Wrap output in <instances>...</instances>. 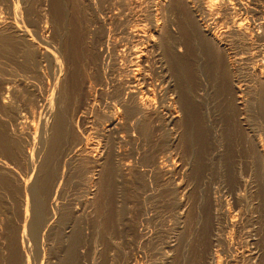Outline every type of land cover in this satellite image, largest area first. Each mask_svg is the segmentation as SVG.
Here are the masks:
<instances>
[{"label":"rangeland","instance_id":"1","mask_svg":"<svg viewBox=\"0 0 264 264\" xmlns=\"http://www.w3.org/2000/svg\"><path fill=\"white\" fill-rule=\"evenodd\" d=\"M153 1L0 0V21H2L0 22V34L4 37L8 36L6 39L9 40V42L6 41L7 44H0V264H14L13 256L18 260L16 264H21V261L26 262V264L27 262L29 264H59L61 258L69 250L70 244L73 243V239L75 240L74 264H178L179 262H181L180 264H187V260L184 258L188 252L182 253L188 251L185 250V247L194 246L193 242L197 237L196 235L204 234V228L203 230L201 228L206 227L208 223L209 226L206 228L209 231L212 227L211 224L215 226L218 223L221 227L223 223L221 218L224 215L221 213L224 209L221 208L226 209L227 207L228 209V206L230 211L233 208V212L236 213L238 210L239 214H243V216L239 215L238 220L240 222L233 229L239 233V236L232 231L237 247L247 245L251 237L248 235L254 232L261 237L259 239L262 241L258 240V244H264L263 232L260 229H256L258 232L254 231L253 216L258 215V212L252 208L253 198L250 194L253 193L254 185L251 187V191L248 185L242 186V188L247 187L245 190L241 186L242 190L238 188L240 181L247 178V175L248 180L256 179L254 178L256 175L250 167L252 164L249 162L248 151L244 147H247L248 145H245L250 142L252 144L254 142L255 145L256 141H260L259 138L263 140L264 114L258 109H253L249 96L250 100L244 108L249 107L244 110L248 121L246 120V123L243 124L239 117L241 107L229 93L230 91H227L229 80L228 83L226 82V90L221 83L223 82L222 79L217 75L213 79V74L211 75L210 71L203 67L202 61L197 62L201 64L200 69L197 71V66L194 69L193 66L198 60L192 55L193 50H189V43L187 45L188 51L182 47L187 53L183 50L179 51V53L183 52L182 54H184L181 56L185 60H183L184 66L178 67V70L177 68L175 70L174 66L170 67L164 49L162 51L158 45H149L145 37V34L149 36L150 34H158L157 27L153 23V16L155 15L153 9L155 7L152 6ZM246 1L244 0L247 5H251L253 0ZM192 7L194 8V6ZM149 9H152L150 11L154 13L153 16ZM172 11L174 13L177 10L171 7L160 11V17L164 15L165 17L160 20L164 31L160 27L161 31L159 32L164 34L165 25H167L172 32L175 31L176 35L181 33V35H177L181 38L183 36L182 31H179L181 24H177L179 23V18H177L179 14L177 12H175L177 14H173ZM221 12L223 13L222 10ZM249 15L248 24L252 20L251 14ZM223 16L224 14L219 18L220 24L217 27L220 38L228 36L221 39L219 46L222 47V53L229 51L232 56L235 54L234 56L237 57L241 52L245 54L253 52L258 44L256 35L250 34V39L248 38L246 41V38L244 40L233 32L224 34V31H227V26L224 21L225 16ZM196 17L194 27L198 32L201 30L200 33L207 34L204 28L202 30L207 21L200 20L199 15ZM119 23L122 25H118ZM125 24L130 30L127 31L131 34L124 30L123 25ZM248 24L246 25L250 26ZM138 36H144L145 39L141 37L142 40ZM183 38L181 39H186L184 36ZM136 45L142 47L139 48ZM133 48L137 52L133 51ZM137 53L139 55L142 53V56ZM237 63H234L233 69L226 65V72L230 71L227 76L230 80L232 76L240 79L241 86L248 92L253 84L254 74H252L247 63ZM248 64H250V60ZM139 66H141V72L145 76L148 75L146 76V82H148L146 84L149 88L152 87L151 89L155 92L150 90L153 93V99L155 98V106L151 107L152 110L150 108L148 113L150 116L147 115V120L145 119V122L149 121L147 122L148 128H146L148 130L143 132L138 122H135L136 120L127 121L123 118L117 120L119 124L112 129L111 126L113 125L109 124V114L114 108L111 106L113 99L102 96L100 90L110 87L114 82L113 80L126 77V72L132 68L140 71ZM191 70L195 73L189 72ZM176 71L177 73H175ZM191 78L192 80L195 78L196 83L193 84L194 81ZM198 78H201L202 81ZM85 79L90 80V84L92 83L91 85L87 83L90 86H87L88 88L86 84L82 83L88 81ZM182 81L184 84L181 83ZM215 81L221 84L218 85ZM203 83L205 84L203 85ZM211 83L214 88L218 87V89L215 88V90L211 87ZM65 86L68 88L66 89ZM223 89L227 92L224 93ZM208 92L209 97L207 96ZM165 97L171 103L175 100L173 102L175 104H172L175 107L173 111L176 109V113L180 115H178V121L176 120L175 123L166 119L169 101ZM184 97V100L189 101H184ZM48 98L51 100L56 98L55 103L65 104L67 109L68 122H66L65 131L67 137L65 138L69 140L65 142L64 139L59 149H56L57 151L48 148L41 130L45 120L52 122L54 119V113L47 112L45 108L47 101L50 100ZM63 99H65L64 102H61ZM194 100L197 101L194 102ZM88 101H90L89 104L93 102L90 104L91 106L87 104ZM199 102L204 103L199 104ZM83 104L90 107L87 108L86 106L84 109L82 108L84 107ZM83 109L85 112L81 113ZM195 109H197V113ZM252 114L257 116V118L255 117L256 120L255 118L252 119L254 117ZM259 116H262V119H259ZM249 117L251 118L249 119ZM256 122H260V126ZM252 124L253 127H251ZM207 128L209 130H206ZM112 131L114 132L111 133ZM238 135L241 136L240 139ZM73 143L76 147L81 146L80 149L85 151L81 152L82 150L79 151V149L72 151V154L70 149L74 145ZM232 143L236 144V147L235 145L232 146ZM242 143L243 146L240 145ZM84 147L86 149H83ZM235 149L236 155L232 152ZM109 151L118 153L119 156H112V152L108 154ZM146 151L152 155L148 157V161L144 158L146 157L144 153L147 154ZM153 155L156 158H152ZM237 155H241V157ZM81 156L83 157L81 158ZM106 156L115 158V162L118 160L117 162L121 163L118 164L120 167L114 171H118L116 173L120 174L116 175L117 182L112 183L109 187L106 186L107 190L103 187V179L107 172ZM80 158L81 160H79ZM152 161H155L157 166H155L156 164L153 165L155 162ZM244 161H248L249 164H247L248 162L244 163ZM230 163L232 167L228 168ZM50 172H52L53 181L50 186V193L47 192V209L45 208L43 223L40 225L38 235L35 238L29 233V226L35 211L31 190L40 176ZM231 172L235 176L238 175V179L233 177ZM229 177H233L232 180L229 181L231 179ZM238 180H240L239 183H236ZM232 183L233 185H231ZM230 191H232L233 196H231ZM244 191L245 194H243ZM238 194H242V200L247 198L240 201L237 197ZM234 202L236 203L234 204ZM214 205L217 207L214 209L215 211H213ZM239 208L244 211L242 209L240 210L243 212L239 211ZM198 209L202 213L207 212L201 216L202 213H199ZM181 217L185 219L183 220ZM192 220H194L195 226L192 225ZM204 220L208 221L206 222L207 225L203 223ZM196 222H199L198 225ZM242 224L247 225L249 229ZM181 225H185V228ZM189 225L194 226V229ZM198 228L199 231L197 232ZM243 234H247V237ZM239 238H241L242 243ZM181 239H184L183 242L185 241L184 251L180 243L182 242ZM193 239L194 241H192ZM261 247L264 253V245ZM222 251L224 253L222 252L221 255L225 256L227 250L222 249ZM262 256L263 258L259 260L261 264L264 263V255ZM181 257L182 259H180ZM245 262L242 261L241 263L245 264Z\"/></svg>","mask_w":264,"mask_h":264},{"label":"bare ground","instance_id":"2","mask_svg":"<svg viewBox=\"0 0 264 264\" xmlns=\"http://www.w3.org/2000/svg\"><path fill=\"white\" fill-rule=\"evenodd\" d=\"M246 1V0H245ZM250 1V0H249ZM124 2V1H123ZM167 2H168V5H167ZM252 3H251V5H247L248 3H247V1H246V3L244 2V0H154L153 1V4H152V6H154L155 8H153L154 9V13H155V15H154V13L152 12V11H150V10H152V9H149V11L150 12H152V16H153V23H154V25L157 27V32H158V34L157 35H151L150 33V36L149 35H146L145 34V37L147 38V42H148V44L150 45H158L159 47H161V49H162V51H163V49H164V52H165V54H166V57H167V59H168V61H169V63H170V67L172 68L173 66L175 67V70H176V68H177V70L179 69L178 67H180V66H184V62H183V60L184 59H182L181 58V56L182 55H184V54H182V53H179V51L181 52V50H183L184 48H182V47H185L186 48V51H188L187 50V45H188V43H189V50L190 51H192L193 50V52H191V53H193L192 55L194 56V58H196L198 61H196L195 62V65L193 66V68L195 69V66H197V71L200 69V67H201V64L199 63H197V62H200V61H202V63L204 64V66L203 67H206V69H208L209 71H210V73H211V75L213 76V79H215L214 78V76L215 77H217V76H219L220 77V79H222V81L223 82H221L222 83V85H223V87L226 89V86H227V84H226V82L228 83V80H229V86H227V88L229 87V89L227 90V91H230L229 93H231V95L234 97V100L237 102V104L241 107V111H240V118H241V121H243V124L244 123H246V118H247V114H246V111H244V110H246L247 108H249V107H247L246 109H244L245 107H246V105H247V103H248V100H250L249 99V96L251 97V104L253 105V109H258L259 111H261L263 114H264V0H253V1H251ZM116 3V2H115ZM129 3V2H128ZM137 3V2H136ZM152 3V2H151ZM114 4V3H113ZM125 4V3H124ZM167 5V6H166ZM124 6V5H123ZM131 6V5H130ZM150 6H151V4H150ZM151 6V7H152ZM192 6H194V8L196 9H194ZM172 7V9H176L177 11H174V13L175 12H177L179 15H178V17L177 18H179L178 19V22L179 23H177L178 25H180V28H179V31L181 30L182 31V34H183V36L186 38L185 40H183L184 38H183V36L181 37V38H183V39H181V38H179L178 36L179 35H181V33L177 36L174 32L175 31H173L172 32V30H171V28H169L167 25H165V27H166V31L164 32V34H161V32H159V31H161L160 29V27H162L161 25V22L162 21H160L161 20V18H163V17H165V15L163 16V17H160V15H159V13H160V11L162 10V9H164V8H171ZM132 9V8H131ZM195 11H194V10ZM221 10L223 11V13L221 12ZM148 11V12H149ZM164 11V10H163ZM198 11V12H197ZM199 11H201V12H199ZM146 12H147V10H146ZM149 12V13H150ZM196 12V13H195ZM128 13V12H127ZM138 13V12H137ZM172 13H173V11H172ZM173 13V14H174ZM177 13H175V14H177ZM221 13V14H220ZM130 14V13H129ZM224 14V16H225V24H226V26H227V31H224V34H229V32L230 33H234V34H236L237 36H240L241 38H243L244 40H245V38L247 39L246 41H248V38H249V35L251 34V35H256V37H257V40H258V44L256 45V47L257 48H255V50L253 51V52H249V53H247V54H245V53H243V52H241L240 53V55H238L237 57L236 56H232L231 54H230V52L228 51V52H224V53H222L223 51H222V47L221 46H219L220 44H221V39L224 37H222V38H220V36L218 35V30H217V27H218V24H220L219 23V18L221 17V15H223ZM249 14H251V17H252V20L250 21V26H247L246 24H248V22L247 21H249V19H250V15ZM150 15V14H149ZM197 15H199L200 17H199V19L200 20H202V19H204L205 21H207L206 23L207 24H204V22H203V27H202V30H203V28H204V30L207 32V34H203V33H200L201 32V30H200V32H198L197 31V29L194 27L195 25H196V21H195V19L197 18L196 16ZM2 16V15H1ZM223 16V17H224ZM151 17V16H150ZM155 17V18H154ZM222 17V18H223ZM110 18V17H109ZM121 18H122V16H121ZM127 18V17H126ZM152 18V17H151ZM101 19V18H100ZM112 19V18H111ZM129 19V18H128ZM150 19V18H149ZM172 19V18H171ZM4 20V19H3ZM166 20V19H165ZM127 21V20H126ZM139 21V20H138ZM177 21V20H176ZM203 21V20H202ZM0 22H2V21H0ZM165 22V21H164ZM221 22H222V20H221ZM10 23V22H9ZM110 23V22H109ZM150 23V22H149ZM102 24V23H101ZM106 24V23H105ZM147 24V23H146ZM165 24V23H164ZM167 24V23H166ZM200 24V23H199ZM248 24V25H249ZM114 25V24H113ZM118 25H122V24H118ZM129 25V24H128ZM6 27V26H5ZM106 27V26H105ZM123 27H124V30L126 31V32H128V31H130L129 29H127V24H125V25H123ZM198 27V26H197ZM15 28H17V27H15ZM129 28V27H128ZM138 28V27H137ZM199 28V27H198ZM220 28V27H219ZM102 29V28H101ZM131 29V28H130ZM162 29H163V31H164V28L162 27ZM174 29H176V28H174ZM128 30V31H127ZM136 30V29H135ZM140 30H142V29H140ZM19 31V30H18ZM131 31H133L132 29H131ZM145 31V30H144ZM180 31V32H181ZM1 32V31H0ZM118 32V31H117ZM136 32V31H135ZM148 32V31H147ZM147 32H145V33H147ZM116 33V32H115ZM128 33H130V32H128ZM144 33V32H143ZM163 33V32H162ZM131 34V33H130ZM139 34V33H138ZM233 34V35H234ZM101 35V34H100ZM134 35V34H133ZM135 35H136V33H135ZM142 35V34H141ZM203 35V36H202ZM232 35V34H231ZM115 36V35H114ZM122 36V35H121ZM132 36V35H131ZM222 36V35H221ZM226 36V35H225ZM235 36V35H234ZM8 36H6V37H4V35H2V34H0V44H4V43H6L7 44V42H9V40L7 41V38ZM123 37V36H122ZM139 37V36H138ZM142 38H144V36H141ZM141 37H139V38H141ZM228 37V36H227ZM227 37H224V38H227ZM240 37H239V39H240ZM251 37V36H250ZM255 37V38H256ZM127 38V37H126ZM134 38H136V37H134ZM141 38V39H142ZM115 39V38H114ZM130 39V38H129ZM132 39V38H131ZM138 39V38H137ZM137 39H134V41L136 40L137 41ZM145 39V38H144ZM236 39V38H235ZM250 39V38H249ZM133 40V39H132ZM143 40V39H142ZM243 40V41H244ZM7 41V42H6ZM109 41V40H108ZM130 41V40H129ZM242 41V40H241ZM246 41H244L245 42V45H247L246 44ZM112 42V41H111ZM143 42H145V41H143ZM140 43V42H139ZM142 43V42H141ZM223 43V42H222ZM238 43V42H237ZM243 43V42H242ZM242 43H241V45H242ZM255 43V42H254ZM147 44V45H148ZM143 45V44H142ZM146 45V46H147ZM239 45V44H238ZM244 45V44H243ZM251 45V44H250ZM130 46V45H129ZM136 46H138V45H136ZM141 46V45H140ZM221 47V48H219V47ZM248 46V45H247ZM139 47V46H138ZM142 47V46H141ZM141 47H139V48H141ZM245 47V46H244ZM251 47V46H250ZM129 48V47H128ZM136 48V47H135ZM131 49V48H130ZM134 49V48H133ZM124 50V49H123ZM139 50V49H138ZM152 50V49H151ZM133 51H136L135 49L133 50ZM142 51V50H141ZM146 51V50H145ZM183 51H185V50H183ZM185 51V52H186ZM189 51V52H190ZM137 52V51H136ZM144 52V51H143ZM153 52V51H152ZM189 52H188V54H189ZM139 53V52H138ZM137 53V54H138ZM145 53V52H144ZM155 53V52H154ZM160 53V52H159ZM162 53V52H161ZM187 53V52H186ZM185 53V54H186ZM235 53V52H234ZM238 53V52H237ZM135 54V53H134ZM136 54V55H137ZM142 53H140V55H141ZM145 54H147V53H145ZM223 54H226V55H223ZM139 55V54H138ZM137 55V56H138ZM139 55V56H140ZM161 56H162V54H160ZM191 55V54H190ZM138 56V57H139ZM142 56V55H141ZM154 56V55H153ZM189 56V55H188ZM193 56H190V57H193ZM225 56V57H224ZM132 57V56H131ZM134 57H136V56H134ZM117 58V57H116ZM162 58V57H161ZM184 58V57H183ZM188 58V57H187ZM194 58H193V60H194ZM131 59V58H130ZM164 60V59H163ZM186 60H188V59H186ZM250 60V64H248V61ZM161 61V60H160ZM185 61V60H184ZM192 61V60H191ZM188 62H189V60H188ZM193 62V61H192ZM236 62H238V63H247V66L251 69V71H252V74H254V80H253V84H252V82H251V84H252V86H251V90L250 89H248L249 91L248 92H246L247 90L244 88V87H242L241 86V84H240V79L238 80L237 78H233V76H232V78H231V80L229 79V76H227L228 74V72H230V71H228V72H226V65H229V67H232V69H233V66L235 65L234 63H236ZM190 63V62H189ZM237 63V64H238ZM188 64V63H187ZM193 64V63H192ZM116 65V64H115ZM129 65V64H128ZM140 65H141V63H140ZM147 65V64H146ZM164 65V64H163ZM166 65V64H165ZM189 65V64H188ZM223 65V66H222ZM160 66V65H159ZM138 67V66H137ZM141 66H139V69H140V71H137V69L136 68H132V69H130L129 71H127L126 72V77H124V78H118V79H116V80H113L114 82L111 84V86L110 87H108V88H101V90H100V94L102 95V96H106L107 98H111V99H113V102L110 104L112 107H114L115 108V106H116V109H114L113 108V110H111V112H110V114H109V120H110V125H113V126H111V128L113 129L117 124H119L118 122H117V120H119V119H126L127 121H131V120H136L135 122H138V125H139V127H140V129L143 131V132H145L146 130H148V129H146V128H148L147 127V122H149V121H147V122H145L147 119V115H148V113H149V110H150V108L152 107V106H155V102H154V99H153V93H155L151 88H149V86L146 84V83H148V82H146V76H148V75H144L142 72H141V68H140ZM191 67H192V65H191ZM247 67V68H248ZM124 68V67H123ZM165 68V67H164ZM190 68V67H189ZM193 68H190V69H192L193 70ZM174 69V68H173ZM245 69V68H244ZM182 70V69H181ZM189 71V72H193V71ZM202 70H204V69H202ZM201 70V71H202ZM115 71V70H114ZM180 72H182V71H180ZM175 73H177V71L175 72ZM195 72H193L192 74H194ZM198 73V72H197ZM196 73V74H197ZM124 74V73H123ZM179 74H181V73H179ZM195 74V75H196ZM208 74V73H207ZM250 74V73H249ZM190 75H191V73H190ZM217 75V76H216ZM233 75V74H232ZM200 76V75H199ZM203 76V75H202ZM209 76V75H208ZM74 77V76H73ZM118 77V76H117ZM179 77V76H178ZM193 77V76H192ZM201 77V76H200ZM207 77V76H206ZM218 77V78H219ZM79 78V77H78ZM83 78V77H82ZM187 78V77H186ZM190 78V77H189ZM195 78H197L196 76H195ZM194 78V79H195ZM164 80H165V78H163ZM181 79H183L182 77H181ZM192 80V78H191V80L192 81H194L193 82V84L194 83H196L195 82V80ZM198 79H201V78H198ZM203 79H204V77H203ZM210 79H212V78H210ZM209 79V80H210ZM212 79V80H213ZM220 79H218L219 81H221ZM242 79V78H241ZM86 80V79H85ZM88 80V79H87ZM86 80V81H87ZM104 80V79H103ZM108 80H110V79H108ZM112 80V79H111ZM169 80V79H168ZM180 80V79H179ZM208 80V83L210 82V81H212V80H210L209 81ZM217 80V79H216ZM233 80V81H232ZM84 81V80H83ZM170 81V80H169ZM177 81V80H176ZM181 81V80H180ZM186 81V80H185ZM200 81V80H199ZM201 81H202V79H201ZM232 81V82H231ZM251 81V80H250ZM75 82V81H74ZM105 82V81H104ZM108 82V81H107ZM149 82H151V81H149ZM164 82V81H163ZM178 82V81H177ZM191 82V81H190ZM198 82V81H197ZM203 82H205V81H203ZM213 82V81H212ZM216 82V81H215ZM215 82H214V85H215ZM82 83H84V85L86 84V87L87 86H89V85H91L90 84V80H88L87 82H82ZM87 83L89 84V85H87ZM162 83V82H161ZM167 83V82H166ZM174 83V82H173ZM178 83H180V82H178ZM182 84H184L183 83V81L181 82ZM192 83V82H191ZM220 83V82H219ZM220 83V84H221ZM100 84V83H99ZM165 84V83H164ZM171 84V83H170ZM199 84H201L200 82H199ZM205 83H203V85H204ZM210 84V83H209ZM216 84H218L217 82H216ZM220 84H218V85H220ZM78 85V84H77ZM83 85V84H82ZM102 85V84H101ZM159 85V84H158ZM196 85V84H195ZM214 85H212V83H211V87H213ZM96 86V85H95ZM104 86V85H103ZM168 86V88H169V84L167 85ZM178 86H180V85H178ZM182 86V85H181ZM198 86H200V85H198ZM216 86V85H215ZM233 86H234V88H233ZM245 86V85H244ZM61 87V86H60ZM66 87V89L68 88L67 86H65ZM90 87V86H89ZM107 87V86H106ZM155 87H157V86H155ZM154 87V88H155ZM159 87V86H158ZM163 87V86H162ZM183 87V86H182ZM189 87V86H188ZM222 87V86H221ZM220 87V88H221ZM222 87V88H223ZM7 88V87H6ZM69 88H72V87H69ZM88 88V87H87ZM214 88V87H213ZM216 88V87H215ZM214 88V89H215ZM9 89V88H8ZM84 89H85V87H84ZM163 89V88H162ZM175 89V88H174ZM180 89V88H179ZM194 89V88H193ZM209 89H211V88H209ZM216 89H218V87L216 88ZM215 89V90H216ZM63 90V89H62ZM76 90V89H75ZM150 90H152L153 91V93H151L152 91H150ZM207 90V89H206ZM212 90V89H211ZM220 90V89H219ZM8 91V90H7ZM223 91H224V89H223ZM227 91H224V93H226ZM73 92V91H72ZM175 92V91H174ZM166 93V92H165ZM216 93V92H215ZM221 93V92H220ZM223 93V92H222ZM62 94V93H61ZM89 94V93H88ZM168 94V93H167ZM184 94V93H183ZM228 94V93H227ZM250 94V95H249ZM166 95V94H165ZM177 95V94H176ZM222 95V94H221ZM224 95V94H223ZM248 95V96H247ZM59 96V95H58ZM64 96V95H63ZM82 96V95H81ZM164 96V95H163ZM182 96H184V95H182ZM208 97H209V92H208V95H207ZM212 97H213V95H211ZM157 97V96H156ZM188 97H189V95H188ZM231 97V96H230ZM61 98V97H60ZM63 98H65V97H63ZM162 98V97H161ZM166 98V97H165ZM196 98V97H195ZM198 98V97H197ZM206 98V97H205ZM218 98V97H217ZM48 99H50V98H48ZM54 99V98H53ZM48 100L47 101V103H46V105H45V108H46V111L47 112H51L52 114L54 113V119L52 120V122H48L47 120H45V122H44V124L42 125V127H41V130H42V132H43V138H44V142H45V144H48V148H50L51 150H52V148L54 149V150H58L59 149V147H60V145H61V143L62 142H64L63 140L65 139V142H67V140H69L68 138L66 139L65 137H67V133H65V131H66V128H67V124H66V122H68V115H67V109H66V105L65 104H62V103H55V99L54 100ZM95 99V98H94ZM168 101H169V99L168 98H166ZM165 99V101H167ZM179 99V98H178ZM185 99V97L183 98V100ZM189 99V98H188ZM213 99V98H212ZM232 99V98H231ZM64 100L65 99H63V101H61V102H64ZM85 100H86V97H85ZM173 100V99H172ZM183 100H181V101H183ZM187 100V99H186ZM186 100H184V101H186ZM204 100V99H203ZM230 100V99H229ZM54 101V102H53ZM112 101V100H111ZM156 101V100H155ZM189 100H187V102H188ZM195 101H197V100H194V102ZM200 101V100H199ZM217 101V100H216ZM234 101V102H235ZM71 102V101H70ZM89 102L90 101H88L87 102V104H89ZM92 102V101H91ZM173 102H175V100L173 101ZM171 103L170 101H169V103H168V106H167V114L168 115H166V119H169L171 122L173 121V123H175V121L177 120L178 121V113H176L177 111H176V109L173 111V108H175L174 107V105H172V104H175V103ZM190 102H191V100H190ZM189 102V103H190ZM193 102V103H194ZM66 103V102H65ZM93 103V102H92ZM92 103H90V104H92ZM184 103V102H183ZM186 103V102H185ZM189 103H188V105H189ZM200 103H204V102H199V104ZM86 104V106H87V108H89L90 106H88ZM195 104H197V103H195ZM187 105V104H186ZM188 105L186 106V107H188ZM232 105H234V104H232ZM65 106V107H64ZM83 106L84 107H82V108H86V106L83 104ZM97 106V105H96ZM164 106V105H163ZM177 106H178V104H177ZM198 106H201V105H198ZM68 107V106H67ZM166 107V106H165ZM185 107V108H186ZM153 108V107H152ZM152 108H151V110H152ZM156 108V107H155ZM196 108V107H195ZM82 110V112L81 113H83V112H85V110ZM164 109V108H163ZM183 109V108H182ZM190 109V108H189ZM217 109V108H216ZM93 110V109H92ZM95 110V109H94ZM156 110H157V108H156ZM159 110V109H158ZM178 111H180L179 109H177ZM197 109H195V111H196ZM248 110H250V109H248ZM90 112V111H89ZM154 112V111H153ZM188 112V111H187ZM186 112V113H187ZM198 111H196V113H197ZM252 112V111H251ZM255 112V111H254ZM80 113V112H79ZM86 113H87V110H86ZM180 113V112H179ZM194 114H195V112H193ZM217 113V112H216ZM253 113V112H252ZM257 113V112H256ZM101 114V113H100ZM202 114V113H201ZM250 114V113H249ZM254 114V113H253ZM252 114V115H253ZM261 114V113H260ZM262 114V115H263ZM83 115V114H82ZM86 115V114H85ZM206 115V114H205ZM214 115V114H213ZM148 116H150V115H148ZM180 116V115H179ZM204 116V115H203ZM254 116V115H253ZM187 117V116H186ZM189 117V116H188ZM200 117V116H199ZM252 117V116H251ZM251 117H249V119L251 118ZM257 118V116H254V117H252V119H254V118ZM262 117V116H261ZM260 116H259V119H262ZM74 118H75V116H74ZM99 118V117H98ZM149 118V117H148ZM151 118V117H150ZM158 118V117H157ZM256 118H255V120H256ZM89 119V118H88ZM146 119V120H145ZM206 119V118H205ZM209 119H211V118H209ZM251 119V121H253ZM133 120V121H134ZM149 120V119H148ZM168 120V121H169ZM240 120V119H239ZM258 120V119H257ZM176 121V122H177ZM193 121H194V119H193ZM245 121V122H244ZM248 121V120H247ZM251 121H249V122H251ZM85 122V121H84ZM120 122V121H119ZM198 122V121H197ZM262 122V121H261ZM263 122H264V120H263ZM262 122V123H263ZM185 123V122H184ZM242 123V122H241ZM240 123V124H241ZM257 123V122H256ZM256 123L254 124L255 126H256ZM165 124V123H164ZM181 124H182V122H181ZM248 124V123H247ZM251 124V123H250ZM257 124H259V126H260V122L259 123H257ZM109 125V126H110ZM173 125V124H172ZM193 125V124H192ZM261 125H263V124H261ZM132 126H133V124H132ZM153 126V125H152ZM177 126V125H176ZM250 126V125H249ZM163 127V126H162ZM199 127V126H198ZM212 127V126H211ZM214 127V126H213ZM251 127H253V124H252V126ZM135 128H137V127H135ZM171 128V127H170ZM185 128V127H184ZM200 128V127H199ZM240 128V127H239ZM245 128H247V127H245ZM258 129H260L261 130V128H259V127H257ZM139 129V128H138ZM187 129H188V127H187ZM234 129V128H233ZM243 129V128H242ZM254 129V128H253ZM108 130H109V128H108ZM140 130V131H141ZM160 130V129H159ZM203 130V129H202ZM206 130H209L208 128L206 129ZM245 130V129H244ZM256 130V129H255ZM254 130V131H255ZM262 130H263V128H262ZM89 131V130H88ZM191 131V130H190ZM200 131V130H199ZM217 131V130H216ZM253 131V130H252ZM258 132H259V130H257ZM264 131V130H263ZM114 131H112L111 133H113ZM155 132V131H154ZM177 132V131H176ZM189 132V131H188ZM195 132V131H194ZM206 132H208V131H206ZM258 132H256V133H258ZM261 132V131H260ZM147 133V132H146ZM145 133V134H146ZM149 133V132H148ZM202 133V132H201ZM236 133V132H235ZM242 133V132H241ZM240 133V134H241ZM244 133V132H243ZM249 133V132H248ZM115 134V133H114ZM113 134V135H114ZM131 134V133H130ZM140 134V133H139ZM154 134V133H153ZM194 134V133H193ZM211 134V133H210ZM245 134V133H244ZM243 134V135H244ZM252 134V133H251ZM253 134H255V133H253ZM186 135V134H185ZM196 135V134H195ZM208 135V134H207ZM247 135V134H246ZM261 135V134H260ZM259 135V136H260ZM106 136V135H105ZM111 136V135H110ZM154 136V135H153ZM184 136V135H183ZM189 136V135H188ZM206 136V135H205ZM208 136H210V135H208ZM207 136V137H208ZM238 136H240V135H238ZM248 136V135H247ZM253 136V135H252ZM255 136V135H254ZM69 137V136H68ZM146 137V136H145ZM174 137H176V136H174ZM190 137H192V136H190ZM212 137V136H211ZM235 137L236 138H238L236 135H235ZM244 137V136H243ZM242 137V138H243ZM264 137V136H263ZM185 138V137H184ZM241 138V136L239 137V139ZM246 138V137H245ZM135 139V138H134ZM202 139H203V137H202ZM233 139V138H232ZM247 139H249L248 137H247ZM246 139V140H247ZM73 140V139H72ZM186 140V139H185ZM207 140V139H206ZM210 140V139H209ZM235 140V139H234ZM251 140V139H250ZM249 140V141H250ZM258 140H260V141H256L255 143V145H254V142H253V144L250 142V143H247L245 146H247V147H244V148H246V150L248 151L246 154L249 156V162H251V169L254 171V174L256 175V177H254V178H256V179H254V180H248V175H247V178H243V181H240V180H238V182H236V183H239V181H240V183L238 184V188H240V186H241V188H242V186H247L248 185V187H250L249 188V190L251 191V187L253 186L254 188H252L253 189V193H250V194H252L251 195V197L253 198V206H252V208L255 210V211H257L258 212V215H254L253 216V222L255 223V227H254V231H256V229L258 230V229H260V231L261 232H263V234H264V142H263V140H264V138H263V140H262V138H259ZM71 141V140H70ZM87 141V140H86ZM101 141V140H100ZM115 141V140H114ZM204 141V140H203ZM248 141V142H249ZM252 141H255V140H252ZM236 142V141H235ZM234 142V143H235ZM74 144V143H73ZM79 144H80V142H79ZM85 144H87V143H85ZM105 144V143H104ZM136 144V143H135ZM146 144V143H145ZM160 144V143H159ZM170 144V143H169ZM233 144V143H232ZM231 144V145H232ZM81 145V144H80ZM98 145H101V144H98ZM235 145V147H236V144H233L232 146H234ZM241 146H243L244 144L242 143V144H240ZM46 146V145H45ZM64 146V145H63ZM67 146V145H66ZM77 146H79L78 144H77ZM94 146V145H93ZM203 146V145H202ZM90 147V146H89ZM111 147V146H110ZM119 147V146H118ZM163 147V146H162ZM234 147V148H235ZM81 148V146L80 147H76V145L74 144L73 146H72V148L70 149V151L72 152V151H77V150H79ZM91 148V147H90ZM165 148V147H164ZM239 148H240V146H239ZM239 148H238V150H239ZM243 148V147H242ZM248 148V149H247ZM257 148H259V149H257ZM47 149V148H46ZM64 149V148H63ZM83 149H86L85 147L83 148ZM116 149V148H115ZM126 149V148H125ZM204 149V148H203ZM255 149V150H254ZM56 150V151H57ZM65 150V149H64ZM82 149H80L79 151H81ZM91 150V149H90ZM98 151L100 150V149H97ZM109 150V149H108ZM145 150V149H144ZM152 150V149H151ZM50 151V150H49ZM55 151V152H56ZM69 151V150H68ZM68 151H67V154H68ZM83 151H85V150H82L81 152H83ZM88 151V150H87ZM113 151V150H112ZM112 151H109L110 153H108V154H111V152ZM126 151V150H125ZM156 151V150H155ZM161 151V150H160ZM230 151V150H229ZM253 151H257V153H255V152H253ZM48 152V151H47ZM54 152V151H53ZM59 152V151H58ZM71 152H69V153H71ZM94 152H95V150H94ZM118 152V151H117ZM147 152V154L146 153H144L145 154V156L146 157H144L145 158V160L146 161H148V157H150V156H152V155H150L151 153L150 152H148V151H146ZM232 152H236V149L233 151L232 150ZM245 152V151H244ZM49 153V152H48ZM52 153V152H51ZM62 153V152H61ZM75 153V152H74ZM86 153V152H85ZM88 154H90V152H87ZM92 153V152H91ZM122 153V152H121ZM120 153V154H121ZM129 153H131V152H129ZM143 153V152H142ZM159 153V152H158ZM234 153H229V154H234ZM239 153V152H238ZM251 153H254L253 155L251 154ZM72 154H73V152H72ZM83 154V153H82ZM107 154V155H108ZM118 153H115V152H112V156L114 155V156H116ZM153 154V153H152ZM245 154V155H246ZM256 154V155H255ZM65 155V154H64ZM84 155V154H83ZM85 155H87V154H85ZM235 155H236V153H235ZM89 156V155H88ZM117 156H119V155H117ZM229 156V155H228ZM231 156V155H230ZM237 156H240L241 157V155H237ZM83 156H81V158H82ZM107 158H108V156H106ZM161 157V156H160ZM245 157V156H244ZM243 157V158H244ZM81 158L79 159V160H81ZM105 158L106 159V161H105V163H106V166H107V172H106V176H105V178L103 179V181H104V188L106 189V186H108L109 187V185L111 186L112 185V183H116L117 182V178H116V175L117 174H119V173H116V172H118V171H116V172H114L115 171V169L117 168L118 169V167H120L118 164H121V163H118L117 161L115 162V158ZM118 158H120V157H118ZM152 158H156V157H154V155H153V157ZM227 158V157H226ZM240 159H242V158H240ZM246 159V158H245ZM248 159V158H247ZM121 160V159H120ZM151 160V159H150ZM120 162V161H119ZM131 162V161H130ZM151 162V161H150ZM153 163L155 162V161H152ZM240 162V161H239ZM238 162V163H239ZM246 162H248V161H244V163H246ZM249 162L247 163V164H249ZM161 163V162H160ZM232 163V162H231ZM231 163H230V165L228 164V166H230V167H228V168H231L232 166H231ZM241 163V162H240ZM239 163V164H240ZM123 164V163H122ZM130 164V163H129ZM156 164V162L153 164V165H155ZM234 164V163H233ZM238 164V165H239ZM247 164H245V165H247ZM103 166V165H102ZM124 166V165H123ZM155 166H157V164L155 165ZM240 166V165H239ZM238 166V167H239ZM248 166V165H247ZM166 167V166H165ZM165 167H163V168H165ZM237 167V168H238ZM122 168V167H121ZM120 168V169H121ZM156 168V167H155ZM228 168H227V165H226V169L228 170ZM234 168V167H233ZM241 168V167H240ZM246 168V167H245ZM51 169V168H50ZM235 170H236V168H234ZM244 169V168H243ZM242 169V170H243ZM251 169H249V171H252ZM105 171H106V169H104ZM170 170V169H169ZM222 170V169H221ZM226 170V171H227ZM239 170V169H238ZM241 170V169H240ZM248 170V169H247ZM159 171V170H158ZM224 171V170H223ZM54 172V171H53ZM120 172H121V170H120ZM169 172V171H168ZM244 172H245V169H244ZM248 172V171H247ZM116 173V174H115ZM226 173V172H225ZM229 173V172H228ZM232 173V172H231ZM235 173V172H234ZM239 173V172H238ZM237 173V174H238ZM242 173V172H241ZM213 174V173H212ZM236 174V173H235ZM245 174V173H244ZM247 174V173H246ZM250 174V173H249ZM120 175V174H119ZM129 175V174H128ZM233 177H237V179H238V175L237 176H235V175H233V173L231 174ZM242 175V174H241ZM251 175V174H250ZM246 176V175H245ZM232 177V178H233ZM250 177H253V176H250ZM229 178H231V177H229ZM228 178V179H229ZM232 178L231 179H229V181L230 180H232ZM159 179V178H158ZM242 180V179H241ZM52 172H50V173H47V174H45L44 176H40L39 177V179H37L36 180V182L33 184V186H32V190H31V192H32V194H33V204H34V216H33V220H32V222L30 223V226H29V233H31V235L33 236V237H37V235H38V231H39V228H40V225L43 223V218H44V212H45V208L47 207V203H46V198H47V192H49V190H50V186H51V184H52ZM55 183V182H54ZM100 183H102V182H100ZM58 184V183H57ZM56 184V185H57ZM231 185H233V183L231 184ZM230 185V186H231ZM237 185V184H236ZM232 187V186H231ZM236 187V186H235ZM228 188V187H227ZM240 188V189H241ZM247 188V187H246ZM246 188H242V189H246ZM110 189V188H109ZM215 189V188H214ZM235 189V188H234ZM233 189V190H234ZM239 189V190H240ZM241 189V190H242ZM107 190V189H106ZM221 190H222V188H221ZM225 190V189H224ZM230 190H231V188H230ZM236 190H237V188H236ZM238 190V191H239ZM247 191V190H246ZM52 192V191H51ZM201 192V191H200ZM231 192V194H232V191H230ZM248 192V191H247ZM246 192V193H247ZM50 193V192H49ZM237 193V192H236ZM217 194V193H216ZM219 194H220V192H219ZM226 194V193H225ZM243 194H245V191H244V193ZM248 194V193H247ZM107 195V194H106ZM221 195V194H220ZM235 195V194H234ZM239 195V194H238ZM242 195V194H241ZM241 195H239V196H237L238 197V199H240V201L242 200L241 198H242V196ZM231 196H233V194L231 195ZM245 196V195H244ZM250 196V195H249ZM105 197V196H104ZM205 197V196H204ZM246 197V196H245ZM244 197V198H245ZM106 198V197H105ZM200 198V197H199ZM233 198V197H232ZM236 198V197H235ZM247 198V197H246ZM245 198V199H246ZM251 198V199H252ZM112 199V198H111ZM115 199V198H114ZM245 199H243V200H245ZM109 200H110V198H109ZM216 200V199H215ZM221 200V199H220ZM219 200V201H220ZM235 200V199H234ZM242 200V201H243ZM218 201V200H217ZM223 201V200H222ZM239 201V200H238ZM250 201V200H249ZM248 201V202H249ZM200 202V201H199ZM221 202V201H220ZM220 202H218V203H220ZM228 202V201H227ZM236 202H237V200H236ZM236 202H234V204L236 203ZM245 202V201H244ZM250 202V203H251ZM238 203V202H237ZM246 203H247V201H246ZM210 204V203H209ZM215 204H216V202H215ZM221 204V203H220ZM222 204H224V203H222ZM243 204V203H242ZM228 205V204H227ZM229 205H230V203H229ZM232 205V204H231ZM241 205V204H240ZM245 205V204H244ZM208 206V205H207ZM206 206V207H207ZM215 206V205H214ZM216 206H217V204H216ZM215 206V207H216ZM220 206V205H219ZM221 206H223V205H221ZM224 206H226V205H224ZM223 206V207H224ZM238 207H239V205H237ZM205 207V206H204ZM213 207V206H212ZM211 207V208H212ZM215 207H213V211H215L214 209H217V207L215 208ZM243 207V206H242ZM104 208V207H103ZM221 208V207H220ZM219 208V209H220ZM232 208V207H231ZM245 208V207H244ZM47 209V208H46ZM210 209V208H209ZM221 209H224V210H222V212L221 213H223L224 215H223V218H221V219H223V223H222V226L220 227L219 225H218V223H217V225H212L211 223V226L212 227H210V231H209V229L208 228H206L207 226H209V223H208V225H207V223L206 222H208V221H205L204 220V222L203 223H205L207 226L206 227H202V225H201V229L203 230V228H204V234H199V236L198 235H196L197 237H196V239H195V241H194V239L192 240V241H194L193 243H194V246H192V247H188V246H186L185 247V250L187 249L188 251H184V249H183V245H184V242L182 241V240H184V239H181V241L182 242H180L181 244H182V249H183V251L184 252H182V253H185V252H188L187 254V256L184 258V260H187L186 262H187V264H243V263H241L242 261L243 262H245V264L247 263V264H261V263H259V260L260 259H262L263 258V256L262 255H264V253H263V251L261 250L262 249V245H264V244H262V243H260V244H262V245H260V244H258V240H260L259 238H261L259 235H258V233L256 234L255 232L254 233H251L250 235H248V237L249 236H251L250 237V241L248 242V244L247 245H242V246H239V247H237V245L235 244V241L236 240H234L233 239V235H232V233L233 232H235V231H233V229L235 228V227H237V225H238V222H240L239 220H238V217H239V215H241V214H239V212H238V210H237V212L235 213V212H233L232 210H233V208H232V210L230 211V209H229V206H228V209H227V207H226V209L225 208H221ZM240 209H242V208H239V211H242V210H240ZM250 209V208H249ZM203 210H205V209H203ZM208 210V209H207ZM198 211H199V209H198ZM198 211H196V212H198ZM202 211V210H201ZM217 211V210H216ZM219 211H221V210H219ZM223 211H225V212H223ZM244 211V210H243ZM242 211V212H243ZM185 212V211H184ZM207 212V211H206ZM206 212H203V213H206ZM199 213H202V212H200L199 211ZM203 213L201 214V216H203ZM212 213V212H211ZM214 213V212H213ZM246 213V212H245ZM254 213V212H253ZM189 214H191V213H189ZM247 214V213H246ZM245 214V215H246ZM111 215V214H110ZM212 215V214H211ZM244 215V216H245ZM251 215V214H250ZM182 216H183V214H182ZM193 216L195 217V215L193 214ZM213 216V215H212ZM221 216V215H220ZM241 216H243V214L241 215ZM222 217V216H221ZM249 217V216H248ZM108 218H110L109 216H108ZM182 219H183V217H181ZM218 218H219V216H218ZM240 218V217H239ZM243 218V217H242ZM245 218H246V216H245ZM185 219V218H184ZM183 219V220H184ZM204 219H205V216H204ZM246 219H248V218H246ZM182 220V221H183ZM214 220V219H213ZM216 221L218 220V219H215ZM245 220V219H244ZM181 221V222H182ZM220 221V220H219ZM180 222V223H181ZM191 222V221H190ZM215 222V221H214ZM249 223H250V221H248ZM188 224H190L189 222H187ZM199 223V222H198ZM198 223L196 222V224L198 225ZM253 223V224H254ZM194 224V220H192V225ZM244 224V223H243ZM242 224V225H243ZM246 224V223H245ZM192 225H189V226H192ZM200 225V224H199ZM250 225V224H249ZM252 225V224H251ZM182 227H184L183 225H181ZM194 226H195V224H194ZM194 226H192V229H194L193 227ZM243 226H247V225H243ZM181 227V228H182ZM248 227V226H247ZM185 228V227H184ZM239 228V227H238ZM237 228V229H238ZM252 228V227H251ZM190 229V228H189ZM196 229V228H195ZM227 229H231V230H226ZM248 229H249V227H248ZM253 229V228H252ZM226 231V233H224V231ZM247 230V229H246ZM245 230V231H246ZM251 230V229H250ZM184 231V230H183ZM182 231V232H183ZM188 231V230H187ZM199 231V228H198V230H197V232ZM233 231V232H232ZM238 231H240V230H238ZM189 232V231H188ZM188 232H186V233H188ZM192 232V231H191ZM193 232H194V230H193ZM253 232V231H252ZM256 232H258V231H256ZM78 233H80V232H78ZM185 233V234H186ZM196 233V232H195ZM235 233H237V235L239 234L238 232H235ZM242 233V232H241ZM245 233V232H244ZM246 233H247V231H246ZM180 234V233H179ZM184 235V234H183ZM241 235V234H240ZM243 235H247V234H243ZM261 235V234H260ZM79 236V235H78ZM187 236V235H186ZM195 236V235H194ZM239 236V235H238ZM242 236V235H241ZM244 236V237H245ZM180 237V236H179ZM190 237V236H189ZM193 237V236H192ZM237 237V236H236ZM247 237V236H246ZM245 237V238H246ZM187 238V237H186ZM238 238V237H237ZM263 238H264V235H263ZM177 239V238H176ZM188 239V238H187ZM187 239H185L186 241H187ZM236 239V238H235ZM240 240H241V238H239ZM244 239V238H243ZM247 239V238H246ZM238 240V239H237ZM264 240V239H263ZM36 241V240H35ZM178 242L180 241V240H177ZM176 241V242H177ZM239 241V240H238ZM246 241V240H245ZM262 240H260V242H261ZM74 242H75V240L73 239V243L72 244H70V248H69V250L67 251V253H65V255L61 258V260H60V262H59V264H74ZM177 242V243H178ZM188 242V241H187ZM78 243V242H77ZM238 243V242H237ZM240 243V242H239ZM238 243V244H239ZM241 243H242V240H241ZM243 243H245V242H243ZM179 244V243H178ZM186 245H187V243H185ZM177 245V244H176ZM236 245V246H235ZM179 247V246H178ZM188 247V248H187ZM67 248V249H68ZM180 248V247H179ZM264 248V247H263ZM178 249V248H177ZM222 249L223 250H227L226 251V255L225 256H222L221 255V253L223 252L224 253V251H222ZM264 250V249H263ZM177 251V250H176ZM178 252H180L179 250H178ZM169 254V253H168ZM186 254V253H185ZM170 255V254H169ZM177 255H179V254H177ZM184 255V254H183ZM181 256V255H180ZM164 257V256H163ZM177 258H178V256H177ZM180 259H182V257L180 258ZM180 259H179V261H180ZM242 259H245V260H242ZM13 262H14V264H16L17 262H18V260H17V258L15 257V256H13ZM183 260V261H184ZM242 260V261H241ZM261 262V261H260ZM181 262H179L178 264H180ZM182 263H185V262H182ZM21 264H26V262H22L21 261ZM27 264H29V262H27ZM262 264H264L263 262H262Z\"/></svg>","mask_w":264,"mask_h":264}]
</instances>
